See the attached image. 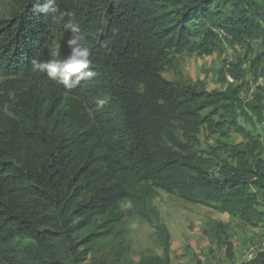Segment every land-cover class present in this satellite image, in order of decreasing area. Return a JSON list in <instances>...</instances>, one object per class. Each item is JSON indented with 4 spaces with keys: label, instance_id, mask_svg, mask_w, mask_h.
I'll use <instances>...</instances> for the list:
<instances>
[{
    "label": "trees",
    "instance_id": "obj_1",
    "mask_svg": "<svg viewBox=\"0 0 264 264\" xmlns=\"http://www.w3.org/2000/svg\"><path fill=\"white\" fill-rule=\"evenodd\" d=\"M14 2L0 19V264H171L157 190L264 227V138L241 123L264 127V86L240 97L247 69L264 76V0H55L47 14L34 10L46 0ZM69 19L95 73L72 89L32 64L69 45ZM235 47L221 90L162 76L179 55ZM227 129L242 140L202 149L203 130ZM128 217L154 230L161 255L129 259ZM241 264H264V250Z\"/></svg>",
    "mask_w": 264,
    "mask_h": 264
},
{
    "label": "rangeland",
    "instance_id": "obj_2",
    "mask_svg": "<svg viewBox=\"0 0 264 264\" xmlns=\"http://www.w3.org/2000/svg\"><path fill=\"white\" fill-rule=\"evenodd\" d=\"M15 7L14 0H0V19H8ZM258 42L252 49L258 48ZM69 45L65 42L56 43L51 48L52 54L59 50V58H66ZM244 55V50L238 47L227 48L220 55L215 52L208 57L196 55H179L177 57L178 72L165 68L162 76L175 83L194 84L199 83L204 89L221 90L225 87L218 81V70L224 59L235 61ZM264 74V64L262 66ZM244 80L248 84L247 90H243L240 97L243 102L254 99L258 86H264V76L260 75L255 80L253 74L246 70ZM1 81V79H0ZM233 83L232 79H229ZM235 83V82H234ZM241 123L264 138V127L255 122L254 126ZM228 138L222 139L220 134L207 137L203 130L199 138L202 149L207 150L208 145H213L219 138L228 143L240 142L242 138L231 129L226 130ZM152 204L159 212L160 222L165 225L170 234V258L171 264H195L198 260L201 264H241L251 259L258 251L264 250V227H251L237 218L220 213L199 204H192L180 198L157 190L152 199ZM124 241L127 245V255L135 261L144 254L161 255L160 241L154 230L142 220L125 218ZM232 243L233 257L229 258L223 238ZM101 257V253L97 255Z\"/></svg>",
    "mask_w": 264,
    "mask_h": 264
},
{
    "label": "clouds",
    "instance_id": "obj_3",
    "mask_svg": "<svg viewBox=\"0 0 264 264\" xmlns=\"http://www.w3.org/2000/svg\"><path fill=\"white\" fill-rule=\"evenodd\" d=\"M34 10L46 14L56 13L55 0H46L43 5L37 4ZM62 15L72 17L73 13L68 12ZM64 28L73 34L72 38L68 40V44L71 46V54L66 58H59V50L57 49L53 53L54 58L48 61L33 60L32 64L36 70L46 73L51 79L58 80L65 88L72 89L82 80L93 77L95 73L90 67L92 64L91 50L84 44V37L78 24L73 19H69L64 24Z\"/></svg>",
    "mask_w": 264,
    "mask_h": 264
}]
</instances>
